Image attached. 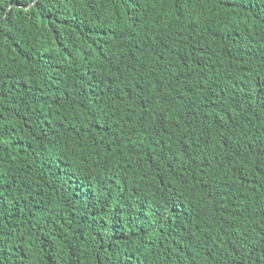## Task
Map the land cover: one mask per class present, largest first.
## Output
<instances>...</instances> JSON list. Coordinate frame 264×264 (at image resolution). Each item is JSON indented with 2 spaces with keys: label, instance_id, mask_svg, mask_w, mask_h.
Returning a JSON list of instances; mask_svg holds the SVG:
<instances>
[{
  "label": "trees",
  "instance_id": "16d2710c",
  "mask_svg": "<svg viewBox=\"0 0 264 264\" xmlns=\"http://www.w3.org/2000/svg\"><path fill=\"white\" fill-rule=\"evenodd\" d=\"M0 264H264V0H0Z\"/></svg>",
  "mask_w": 264,
  "mask_h": 264
}]
</instances>
